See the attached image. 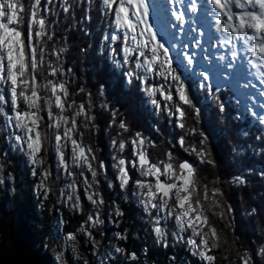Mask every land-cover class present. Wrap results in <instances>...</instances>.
<instances>
[{
  "label": "snow or ice",
  "instance_id": "6c2138e0",
  "mask_svg": "<svg viewBox=\"0 0 264 264\" xmlns=\"http://www.w3.org/2000/svg\"><path fill=\"white\" fill-rule=\"evenodd\" d=\"M97 19L98 38L92 31ZM61 21L68 29L75 23L81 36L93 41L78 51L94 67L100 65L104 78L94 91L70 88L74 70L61 63L66 48L56 46ZM113 89L155 117L153 123L163 118L171 126L161 155L150 151L156 142L134 131L110 102ZM225 91L235 100L233 119L250 116L264 131V0H0V140L6 142L0 155L5 161L10 153L26 157L33 177L40 168L36 190L42 199L55 192L63 177L59 196L66 199L57 202L66 207L71 201L75 211L83 212L80 196H74L83 187L93 208L77 231L92 240V254L101 264L106 258L111 264L115 254L137 259L135 251L119 246L105 255L95 251L97 242L88 228L104 223L102 181L108 188L118 182L119 190L140 206L156 244L167 248L171 239L200 264H216L214 253L223 240L213 218L224 221L234 212L224 183L247 193L249 200L258 191L260 203L250 207L248 216L264 222V165L209 181L199 167L218 168L209 137L201 132L198 147L186 144L197 135L188 121L198 122L212 108L224 118L218 131L232 135ZM77 96L83 97L79 103ZM104 114L109 119L100 128L97 118ZM84 128L94 134L112 130L110 165L97 158L98 149L84 143ZM256 140L264 142V136ZM172 145L194 153L195 161L181 158ZM42 151L52 154L48 161L40 157ZM260 155L264 159V151ZM109 166L114 177L107 175ZM3 169L0 164V173ZM0 185L7 187L6 179L0 178ZM115 214L122 215L119 209ZM60 235L65 243L73 242L75 251V233H58L57 239ZM260 237L254 246L230 252L229 264H264V228ZM115 238L126 237L116 233ZM168 260L174 264L176 257Z\"/></svg>",
  "mask_w": 264,
  "mask_h": 264
},
{
  "label": "trees",
  "instance_id": "16d2710c",
  "mask_svg": "<svg viewBox=\"0 0 264 264\" xmlns=\"http://www.w3.org/2000/svg\"><path fill=\"white\" fill-rule=\"evenodd\" d=\"M63 24L64 21H61L62 26L57 29L56 46L66 48L64 54L66 60H62L61 63L74 70L71 75L70 88L72 91H75L78 87H83L85 92L94 91V86H98L104 78L98 71L100 65L94 67L91 58H86L78 51L81 46L93 43V41H86L77 30L75 23L72 24L70 29L63 27ZM100 25L101 21L97 19L92 28L94 37L98 38ZM96 51L98 53V47ZM75 99L79 103L83 97L77 96ZM110 102L118 107L120 114L134 125V131L138 130L156 142L157 146L151 149V152L155 155H161L165 151L164 141L170 137L164 133L165 131L171 132V126L163 118L153 123L155 117H150L146 112L138 110L136 103L131 98L124 96L118 89L110 90ZM200 102L201 104L204 103L202 98ZM223 103L228 109L227 115L230 121L228 127L232 132L231 136L218 131L219 128L223 127L224 118L215 108L205 110L198 122L188 121L189 127H196L197 135L189 137L186 144L198 147L199 133L203 132L206 137H209V147L212 150L213 158L218 162V168L215 169H208L203 165H199L201 174L209 181L215 175H219L221 181H224L229 174L238 173L244 167L250 166L258 169L264 165V159L260 155L264 151V142L256 140L257 136H264V131L247 127V119H233L236 113L234 100L230 101L226 91ZM108 119L107 114L98 116L99 127L104 128ZM80 120L83 123V118H80ZM249 123L256 127L250 120ZM157 127L162 131H157ZM176 131L179 132L180 130ZM245 132L248 135L245 136ZM111 133L112 130L108 129L106 132L94 134L89 128H84L82 137L86 145L90 144L94 149H98L96 152L97 158L105 160L109 165L111 159L108 141ZM2 134L0 132V135ZM5 144V141L0 140V150L4 149ZM172 147L180 152L181 158L187 157L189 160L195 161L194 153H185L179 149L178 145H172ZM253 152L256 154L253 155ZM51 156V153L46 154L43 151L40 153V157L46 161ZM25 161L26 157L19 153H10L7 161L0 155V164L4 165L0 178L6 179L8 185L7 187L0 185V264H12L14 262V264H53L48 258L46 248L49 243L57 239L58 233L68 232L75 233L77 237L76 243L79 245L78 255L80 258L89 251L90 254H86L89 258L87 264H101L100 260H98V263L94 261L92 240L85 237L82 232L77 231L80 225L85 223L87 215L93 208L85 197L83 187H78L75 190L81 198L83 212L75 211L71 206V201L66 207L57 202L58 199H66V196H59V191L64 186L63 177H61L60 184H58L55 192L50 193L48 199H42L40 193L36 190L40 168L37 169V176L33 177L30 174V166ZM47 166L46 163L44 167ZM8 173H11V180H7ZM107 175L110 177L115 175L110 166L107 169ZM223 190L234 212L230 214L229 219L224 221H220L218 217L213 218V222L217 223L218 230L221 231L224 238L220 249L214 253L217 256L216 264H229L226 257L230 255V252H234L240 244L254 246L261 238L260 229L264 228V222L260 218L250 220L248 216L250 207L253 204L258 206L260 203L258 191L249 200L247 193H241L238 187L229 188L224 183ZM76 193H74V196ZM101 195L105 203L101 207L100 218L104 223L88 228L93 239H96L97 242L98 247L95 251L97 252L99 249L107 253L111 246L113 248L119 246L125 249L126 252L135 251L137 253L135 261L130 260L125 254H115L111 257V264H169L168 257L170 256L176 257L174 264H181V262L183 264H200L198 257L191 256L189 249L180 244L173 245L171 239H169L167 248L156 244L155 236L150 234L147 218L141 211L140 206L135 201L129 200L126 194L119 190L118 182H115L113 188H108L103 183ZM116 209H119L122 213L121 216H116ZM60 221L62 223H59ZM229 224H231V227H228ZM116 233H120L121 237L126 238L120 239L121 241L117 240L115 238ZM233 241H235V244ZM65 262L67 264H77L75 261H69L68 258ZM82 264H85V262ZM104 264H109V259L106 258Z\"/></svg>",
  "mask_w": 264,
  "mask_h": 264
},
{
  "label": "rangeland",
  "instance_id": "374dc122",
  "mask_svg": "<svg viewBox=\"0 0 264 264\" xmlns=\"http://www.w3.org/2000/svg\"><path fill=\"white\" fill-rule=\"evenodd\" d=\"M151 23H154V21H150ZM158 31V29H157ZM258 111H260L259 109H257ZM96 240V239H94ZM77 242V241H76ZM75 242V251H73V247L72 244L73 242H67L65 243L63 236H60L59 239H55V241L51 242L48 244L47 248H46V252L48 254V258L50 259L51 263L53 264H67L66 258L69 259V261H75L77 264H82L85 261H88L89 258H87L86 254H90V252H86V254H84L85 256L83 257H79L78 253H79V245ZM92 242V241H91ZM98 246H96L97 249ZM109 249H114L112 246ZM97 252L100 255H105L106 251L104 252L103 250H97ZM64 254V255H63ZM83 255V254H82ZM94 261H96L98 263V257L95 255V257L93 256Z\"/></svg>",
  "mask_w": 264,
  "mask_h": 264
},
{
  "label": "bare ground",
  "instance_id": "6f19581e",
  "mask_svg": "<svg viewBox=\"0 0 264 264\" xmlns=\"http://www.w3.org/2000/svg\"><path fill=\"white\" fill-rule=\"evenodd\" d=\"M258 147V146H257ZM264 148V147H263ZM103 151V150H102ZM102 153V152H101ZM60 184V183H59ZM103 184V183H102ZM8 186V185H7ZM5 190V189H4ZM76 193V192H75ZM77 194V193H76ZM57 196V195H56ZM36 200V199H35ZM84 207V206H83ZM47 211V210H46ZM52 211V210H51ZM81 214V213H80ZM63 215V214H62ZM79 218V217H78ZM123 218V217H122ZM40 220V219H39ZM73 220V219H72ZM75 221V220H74ZM120 221V220H119ZM122 222V221H121ZM116 224V223H115ZM119 224V223H118ZM49 225V224H48ZM38 227V226H37ZM39 228H40V226H39ZM246 228V227H245ZM35 229H36V227H35ZM48 229V228H47ZM103 229V228H102ZM37 231V230H36ZM14 232V231H13ZM121 233V232H120ZM224 235H226V234H224ZM227 236H229V235H227ZM232 238V237H231ZM140 239V238H139ZM224 239V238H223ZM121 241V240H120ZM223 241V240H222ZM225 241V240H224ZM226 242V241H225ZM223 243V242H222ZM241 243V242H240ZM243 243V242H242ZM46 244V243H45ZM117 244V243H116ZM233 244V243H232ZM245 244V243H244ZM241 245V244H240ZM248 245V244H247ZM226 246V245H225ZM102 249V248H101ZM3 250V249H2ZM4 252V251H3ZM12 255V254H11ZM64 255V254H63ZM32 257V256H31ZM118 258V257H117ZM41 259V258H40ZM116 259V258H115ZM119 259V258H118ZM5 260H7V259H5ZM36 261L38 260V259H35ZM4 261V260H3ZM15 263V262H14ZM14 263H12V264H14ZM147 263V262H146ZM24 264V263H23ZM39 264V263H38Z\"/></svg>",
  "mask_w": 264,
  "mask_h": 264
},
{
  "label": "water",
  "instance_id": "95a60500",
  "mask_svg": "<svg viewBox=\"0 0 264 264\" xmlns=\"http://www.w3.org/2000/svg\"><path fill=\"white\" fill-rule=\"evenodd\" d=\"M186 159H188V158H186ZM189 160V159H188Z\"/></svg>",
  "mask_w": 264,
  "mask_h": 264
}]
</instances>
